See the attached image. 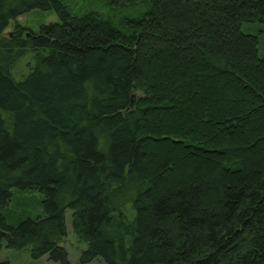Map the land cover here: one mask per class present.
I'll return each instance as SVG.
<instances>
[{
	"label": "trees",
	"instance_id": "1",
	"mask_svg": "<svg viewBox=\"0 0 264 264\" xmlns=\"http://www.w3.org/2000/svg\"><path fill=\"white\" fill-rule=\"evenodd\" d=\"M104 5L0 0V249L69 264V211L82 264H264V0Z\"/></svg>",
	"mask_w": 264,
	"mask_h": 264
},
{
	"label": "rangeland",
	"instance_id": "2",
	"mask_svg": "<svg viewBox=\"0 0 264 264\" xmlns=\"http://www.w3.org/2000/svg\"><path fill=\"white\" fill-rule=\"evenodd\" d=\"M65 5L70 9L72 14H82L88 11H94L103 14L107 17H118L120 14L134 13L132 10L123 8H116L113 6L104 5L105 0H63ZM139 9V8H138ZM141 9V8H140ZM59 22V18L54 11H43L39 9L31 10L30 12L23 14L11 21L4 30V34L12 31L16 24L21 25L24 28L32 31H38L41 25L49 23ZM263 45V41H262ZM28 59L25 57L17 63L15 73L22 74L26 70V74L29 71L27 65ZM25 74V75H26ZM13 76L17 79L13 72ZM16 198L11 202L9 206L14 214H17L23 210L26 212L33 213L35 215L39 212L38 207L34 205L33 199L38 198L34 193L16 194ZM65 225H66V236L60 242V245L65 249L69 264H82L79 261V256L82 250L85 249L86 245L79 242L73 234L70 221V212L67 211L65 214ZM7 261L9 264H53L48 259V255H44L38 259H34L31 256L29 249L23 250H10L3 244L0 249V261ZM85 264H101L99 259Z\"/></svg>",
	"mask_w": 264,
	"mask_h": 264
}]
</instances>
